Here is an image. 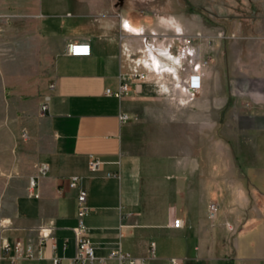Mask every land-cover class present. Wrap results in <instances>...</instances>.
<instances>
[{
    "label": "crops",
    "instance_id": "obj_1",
    "mask_svg": "<svg viewBox=\"0 0 264 264\" xmlns=\"http://www.w3.org/2000/svg\"><path fill=\"white\" fill-rule=\"evenodd\" d=\"M252 2L260 11L230 16L228 28L183 16L168 34V22L151 26L150 14L116 0H4L5 19L22 21V49L48 63V99L39 112L47 140L15 186L0 188V240L11 246L0 264H74L70 176L86 190L83 223L105 259L89 264H116L106 256L119 246L148 264H264V0ZM71 42L90 54L70 56ZM193 73L196 91L186 82ZM120 81L127 95L105 94ZM120 113L130 118L120 123ZM89 154L99 170L88 169ZM174 217L182 227H171Z\"/></svg>",
    "mask_w": 264,
    "mask_h": 264
},
{
    "label": "rangeland",
    "instance_id": "obj_2",
    "mask_svg": "<svg viewBox=\"0 0 264 264\" xmlns=\"http://www.w3.org/2000/svg\"><path fill=\"white\" fill-rule=\"evenodd\" d=\"M116 1L137 16L150 14L151 26L168 22L163 27L168 34L173 23L179 24L183 16L203 18L210 26L228 28L230 16L244 17L260 11L252 0ZM5 12L4 0H0V188L8 179L15 186L17 175L34 159L39 141L47 140L37 99H44L42 87L48 63L37 52L22 49L27 38L17 34L22 21L6 20Z\"/></svg>",
    "mask_w": 264,
    "mask_h": 264
},
{
    "label": "built area",
    "instance_id": "obj_3",
    "mask_svg": "<svg viewBox=\"0 0 264 264\" xmlns=\"http://www.w3.org/2000/svg\"><path fill=\"white\" fill-rule=\"evenodd\" d=\"M182 52L184 55H192V38L191 37H182ZM66 53L70 56H88L90 54V45L86 43H77L71 42L68 43L66 47ZM203 65L206 64V61H203ZM129 77L131 79H144L145 75L143 73L134 72L130 73ZM187 86L190 90L196 91L200 88V75L193 73L187 77ZM54 88V83H50L48 85V90L51 91ZM105 94L108 96H112L115 98H122L130 92L129 84L126 82L120 81L115 88H106ZM47 96H45V101L41 104V110L44 111L47 108ZM130 116L127 113H120L118 115V120L120 123L126 122ZM102 162L94 155L89 154L87 159V166L90 171H97L101 168ZM47 170V165L42 164L39 168V172L41 174L45 173ZM68 186L70 188L77 189L76 194V217H77V225L74 228V238L76 243V252L73 257L74 264H89L94 261L104 262L105 259H97L94 256L93 247L88 238L87 229L83 223V217L87 213L88 208L86 206V190L80 185V177L79 176H70L68 178ZM218 205L215 202H211L208 205L207 216L209 219H214L217 215ZM171 227L180 228L182 227V220L179 217H174L171 222ZM45 234H43V237ZM11 246L5 240H0V258L3 257L9 250ZM15 252L19 254L21 252L20 242L16 241L13 246ZM155 243L150 242L148 245V257H153L155 254ZM27 256H31L29 248H27ZM107 259L114 260L116 264H148L147 258L135 257L131 253L124 251L121 247H117L108 252ZM170 264H178L179 261L176 258L169 259ZM52 264H61L59 259H53Z\"/></svg>",
    "mask_w": 264,
    "mask_h": 264
}]
</instances>
